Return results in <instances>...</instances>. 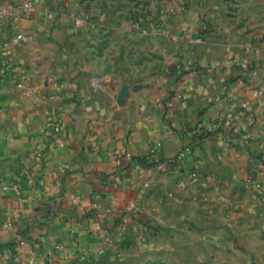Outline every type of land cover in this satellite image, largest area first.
Segmentation results:
<instances>
[{"label":"crops","instance_id":"1","mask_svg":"<svg viewBox=\"0 0 264 264\" xmlns=\"http://www.w3.org/2000/svg\"><path fill=\"white\" fill-rule=\"evenodd\" d=\"M10 1L24 0L0 4ZM34 1V12L0 23V42L25 34L5 49L12 74L0 83V264H91L108 237V264H198L203 243L212 257L224 244L227 259L228 209L242 212L240 241L245 224L264 227L263 65L242 79L243 52L213 34L198 43L181 28L93 17L73 0ZM245 100L256 116L248 143L227 131L191 138L199 121Z\"/></svg>","mask_w":264,"mask_h":264},{"label":"rangeland","instance_id":"2","mask_svg":"<svg viewBox=\"0 0 264 264\" xmlns=\"http://www.w3.org/2000/svg\"><path fill=\"white\" fill-rule=\"evenodd\" d=\"M73 1L78 4L81 12L93 17L107 15L123 26L133 22L137 30L150 27L154 32L159 30L168 33L181 28L182 40L197 39L198 43L211 40L213 34L243 52V58H237L235 63L238 66L245 58L264 66V0ZM193 33L196 35L193 36ZM248 178L251 179L250 176ZM241 216L242 212L227 210V235L230 233L236 236L227 241V259L223 258L224 244L216 245V255L212 257L208 254L207 244L203 243L198 250V264H264V227L255 220L245 224L240 241L236 226L243 224ZM182 222L192 224L195 221L185 218ZM177 225L172 226V229L176 230Z\"/></svg>","mask_w":264,"mask_h":264},{"label":"built area","instance_id":"3","mask_svg":"<svg viewBox=\"0 0 264 264\" xmlns=\"http://www.w3.org/2000/svg\"><path fill=\"white\" fill-rule=\"evenodd\" d=\"M37 9V4L34 0H24L22 2H13L6 6H0V23L4 22L5 20L12 19L13 21H19L21 20V17L24 13H31L34 12ZM25 38V34L23 33H15L11 34L4 40L0 42V83H2L4 80L10 77L12 74V67L9 64V61L5 57V49L11 46L13 43H17L19 40ZM251 65V60L248 58H245L243 61H241V67L245 70H248ZM190 66V65H189ZM189 66H186L185 64L180 63L179 68L182 70L184 75H198L200 72L198 69L190 68ZM262 67V64L258 62L256 64L255 72L258 71L259 68ZM182 94L180 92H175L168 100H167V107L173 108L176 106L178 101L180 100ZM240 110H250V103L245 100L240 105ZM237 112L232 113L230 115L221 116L217 120L209 123H206L204 120H201L197 123V126L199 129H204L206 131L210 132H217L221 129H224L227 131L230 135V137H233L232 135H238L237 138L241 139L243 142L248 143L250 139H253V133L250 130L243 131L240 125V122L237 119ZM246 120L251 127L255 124L256 116L253 111H249L246 115ZM259 138L260 136L257 135ZM236 138V139H237ZM185 150H188V152H192L193 150L191 147H187ZM264 160V159H263ZM172 160H168L167 162H171ZM162 166V164L160 165ZM264 168V161L261 166V172H263ZM192 176H198L200 175V171L193 170L191 173ZM256 186L259 189L264 188V175H262L261 179L256 181ZM136 210H137V203L132 202L128 207H126L122 213V217L120 219L119 225V236L123 233V231L126 229V227L136 218ZM17 242L20 246L25 247L27 246V241L24 239L22 235L17 236ZM112 238L108 237L104 244L100 246L96 252L93 254L91 258V264H103V260L110 259L112 257L110 247L112 245Z\"/></svg>","mask_w":264,"mask_h":264},{"label":"trees","instance_id":"4","mask_svg":"<svg viewBox=\"0 0 264 264\" xmlns=\"http://www.w3.org/2000/svg\"><path fill=\"white\" fill-rule=\"evenodd\" d=\"M258 63V62H257ZM257 63H253V62H251V65H250V67H249V69L248 70H245V69H243L242 67H241V64L239 63V67H240V73L238 74V75H236V76H241L242 77V79H246L247 77H249V75H251V73L255 70V68H256V64ZM238 67V68H239ZM249 111H252V109H251V107H250V110H238V114H237V119H238V121L240 122V125H241V128H242V130L243 131H248V130H250V127H251V125H249L248 124V122H247V120H246V115H247V113L249 112ZM220 131H223V132H225V130L224 129H221ZM213 132H210V131H206V130H204V129H199L198 128V126L196 125L195 127H194V130H193V132L191 133V138H194V140H199V142H201L202 141V139L204 138V137H207V136H210L211 134H212ZM233 137H235V138H237L238 137V135H232ZM193 146V145H192ZM119 222H120V219H119ZM183 222H181V224H182ZM188 226L189 227H193L194 226V224H188ZM125 236V237H124ZM118 241L121 243V244H124V243H126L127 241H128V238H127V236H126V234H124V232L119 236V239H118ZM110 261V259H106V260H103V264H108V262Z\"/></svg>","mask_w":264,"mask_h":264}]
</instances>
